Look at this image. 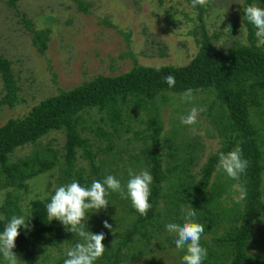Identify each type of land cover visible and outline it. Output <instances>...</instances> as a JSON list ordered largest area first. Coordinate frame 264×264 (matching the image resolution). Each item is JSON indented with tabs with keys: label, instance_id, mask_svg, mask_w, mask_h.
<instances>
[{
	"label": "rangeland",
	"instance_id": "374dc122",
	"mask_svg": "<svg viewBox=\"0 0 264 264\" xmlns=\"http://www.w3.org/2000/svg\"><path fill=\"white\" fill-rule=\"evenodd\" d=\"M82 1L87 7L86 13L79 11L70 0H15L13 6L9 5V0H0V55L9 61L18 87V102L13 108L0 104V125L9 118L21 117L31 106L55 95L57 90H69L97 75L116 76L128 71L134 64L152 68L183 66L198 50L202 27L217 49L227 50L236 44H247V32L240 11L242 0H203L205 11L201 19L197 18L184 0ZM258 4L256 2L254 6L259 7ZM255 14L258 22L256 44L264 48L263 8H257ZM24 21L33 30H47V48L43 55L38 54L32 46L31 35ZM161 53L164 54L162 57L159 56ZM2 96L0 82V99ZM209 105L211 99L197 91L170 94L166 104L161 105L159 110L161 142L166 137L169 144H175L176 153H181L184 158L191 157L192 161L186 167L195 179L198 178L195 173L199 167L222 143L213 124L216 122L214 116L221 110L214 106L210 111L212 116L207 118L204 111ZM92 112L91 117L96 122L104 117L102 111ZM257 115H261L264 121V102ZM144 120L142 112L135 111L131 117L126 115L123 124L129 123L131 131L125 133L122 126H119L117 133L111 136L112 150L96 156L95 162L100 166V187L91 198L79 206L65 203L56 207L48 217V223L60 231L76 226L79 236L75 247L77 252L86 257L89 249L95 250L98 264H109L108 261L113 258L117 244L114 233L120 232L129 222V207L139 201L138 194L145 192L147 187L146 170L135 160V157L139 158L142 141L140 136L134 138L132 134L144 128L139 123ZM98 125L111 132L110 127L103 125V122ZM88 138L91 139L92 152L98 146L103 148L107 144L103 138L93 135H88ZM63 143V132H50L34 144L16 149L9 156V162L13 163L33 156L48 159L55 153L58 164L27 180L21 188L0 189V218H4L6 207H13L16 217L14 222L22 223L32 201H43L49 197L58 199L67 195L65 189L70 188L72 183L61 174ZM169 151L166 148L161 150L162 168L171 164L167 157ZM262 164L264 167V161ZM234 165L230 159L220 162L218 171L210 178L209 196L215 193L213 188L218 184L224 187L223 178L229 176L230 179L236 174ZM77 172L89 177L90 182L94 181L86 161L76 160L71 178ZM261 180V200L264 204V171ZM167 185V182L163 184V188H166L158 203L156 220L160 223L168 219V223L156 228L150 234L152 237L148 243L143 240L133 241L129 249L122 251L123 254L132 253L133 256L119 264H185V252L192 251L196 245L202 246L193 243L194 238L211 246V234L200 230L196 233L191 231L183 238V227L173 225L174 208L171 199L166 196L171 192ZM239 192L238 184L232 183L228 193L220 192L215 205L220 210L234 207L240 202ZM6 200L11 204L7 205ZM179 209L182 216L187 214V204L179 206ZM190 224L195 228L197 222L193 219ZM225 226L224 222L220 224L216 235L222 233ZM252 234L247 243V252L264 257V228L255 223ZM137 250H141L142 254H138ZM35 253L36 264H54L58 257L74 261L77 256L69 246H63L60 252L56 249L36 248ZM0 264H23L19 255L1 237Z\"/></svg>",
	"mask_w": 264,
	"mask_h": 264
},
{
	"label": "trees",
	"instance_id": "16d2710c",
	"mask_svg": "<svg viewBox=\"0 0 264 264\" xmlns=\"http://www.w3.org/2000/svg\"><path fill=\"white\" fill-rule=\"evenodd\" d=\"M70 1L79 11L87 12L82 0ZM14 2L9 0V5L13 6ZM184 2L201 19L205 11L203 0ZM256 2L259 7L254 6ZM257 8H263L264 14V0H242L240 11L247 32V44H236L227 50L217 49L202 27L198 50L183 66L152 68L134 64L128 71L116 76L97 75L69 90H57L55 95L31 106L21 117L9 118L0 125V189L21 188L27 180L58 164L55 153L48 159L33 156L11 163L9 156L16 149L34 144L50 132L64 134L61 174L72 183L70 188L65 189L67 195L58 199L49 197L43 201H32L22 223L14 222L16 217L13 207H6L4 218H0V237L19 255L23 264H36V248L60 252L63 246L75 250L76 260L58 257L54 264H98L95 250L89 249L86 257L77 252L75 247L79 236L76 226L60 231L48 223V217L56 207L65 203L75 206L86 203L99 189L100 166L95 158L100 153L112 150L111 136L117 133L119 126L125 133L131 131L129 123L123 124V120L124 117L126 120V115L131 117L135 111L145 116L144 121H139L144 128L132 134L134 138L140 136L142 141L139 158L135 157V160L146 170L147 187L145 192L138 194L139 201L129 207V222L120 232L115 231L117 244L113 258L108 263L119 264L132 257V253L123 254L122 251L129 249L133 241L148 243L152 237L150 234L168 223V219L160 223L156 220L158 203L166 188H163V184L167 182L171 192L166 196L171 199L174 208L173 225L183 227L181 236L184 238L186 233L199 230L211 234V246L194 238L193 243L202 246L196 245L192 251L185 252V264H264V257L247 252L253 225L257 223L264 228V204L261 200L264 121L261 115H257L264 102V48L256 44ZM23 23L31 35L32 46L38 54L43 55L47 48V30H33L26 21ZM103 23L113 28L109 23ZM163 55L161 53L159 56ZM0 82L3 90L0 104L13 108L18 102V87L9 61L1 55ZM197 91L211 99V105L204 111L207 118L212 116L210 111L214 106L221 110L214 116L216 122L213 124L222 143L199 167L195 173L198 178L195 179L186 167L192 161L191 157L184 158L181 153H176L175 144H169L166 137L161 142L159 110L161 105L166 104L170 94ZM125 107L128 109L125 110ZM94 110L104 113L98 122L91 117ZM84 115L88 118L84 119ZM101 122L110 127L111 132L99 126ZM88 135L105 139L106 146H98L92 152ZM188 147L191 149V146ZM164 148L170 150L167 157L171 164L166 168H162L161 150ZM77 159L87 162L93 182L80 172L71 178ZM224 159L235 163L236 174L229 179L226 173L221 172L226 176L222 180L224 187L218 184L213 188L215 193L209 196L210 178ZM234 182L240 188V202L232 208L220 210L215 205L216 198L220 197V192L228 193ZM5 203L11 204L8 200ZM185 204L187 214L182 216L179 206ZM193 219L197 222L195 228L190 224ZM223 222L226 226L222 233L216 235L218 226ZM137 251L142 254L141 250Z\"/></svg>",
	"mask_w": 264,
	"mask_h": 264
}]
</instances>
